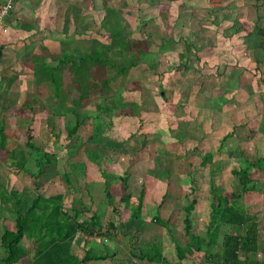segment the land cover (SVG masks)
<instances>
[{
  "label": "rangeland",
  "instance_id": "rangeland-1",
  "mask_svg": "<svg viewBox=\"0 0 264 264\" xmlns=\"http://www.w3.org/2000/svg\"><path fill=\"white\" fill-rule=\"evenodd\" d=\"M214 1L212 7L217 9L203 17L199 14V19H196V17L191 19L190 15L187 14L193 0H180L171 5L169 9L166 8V11L177 17H182V21L185 19V23L190 24L188 28L181 29V32L178 29L167 28V25L160 28H158L159 25L158 27H151V22H148L146 28L144 22L149 13L141 12V10L136 13L132 12V14L137 15L135 19H130L133 27L136 23L140 26L136 30V37H132L133 49L136 51V56L140 57L142 61L130 73V76L116 79L115 86L117 89L112 101L104 100L102 94L100 95L101 100L96 96L95 100L88 102L85 112L76 109L71 104L69 115L63 119L62 117L53 118L49 116L50 114H47L43 115L42 120L41 115L36 113L47 112L49 110L47 106L51 105L50 99L45 98V100H42L40 98L37 104H34L35 102L28 98L29 101L26 104L24 103L23 107L20 102L16 105H10L7 104L9 103L7 100L0 99V187L3 188L2 193H0V210L13 213L17 211L19 201L22 202L23 209H26L32 204L37 195L35 186L45 196L63 191L57 184L56 189L49 188L53 180L49 182L48 187L43 186L47 182L45 178L41 180L42 184H34L32 173L35 171L21 172L17 175L18 171L13 172L4 162L8 159L9 151H13L14 157L21 158L24 163L33 158L34 151L29 149V141L26 138L29 129L32 130L31 136L34 145L38 148H46L48 153L59 159L58 162L69 165L73 159L67 161L69 151L66 152L65 148L70 147L73 143H76L77 146L79 143H87V139L93 135L94 131L101 132L104 124L110 122L95 110L99 100L102 106L108 104L111 108H114L115 105L118 108L122 107V104L125 103L130 106L127 107V110L130 109L131 111L135 106V98L150 91V95L155 96L156 102H158L159 97L162 102H165V105L160 108L161 110L164 109L163 119L166 120L164 124L175 123L176 125L173 128L177 130H171L170 133L174 136L166 137L165 141H162L163 143L161 141L153 142L147 138L145 140L147 143L142 145L144 140L141 141V139L146 137L141 135L140 138L139 134L130 137L132 132L133 134L136 133L134 132L135 129L140 126L138 123L134 124L136 126L134 128L131 125L125 127L124 124H115L113 130L104 134V136L107 135V139L96 138L92 145L95 143L96 148H102V160L91 163L94 164L93 172L97 173L99 161L105 163L102 165V169L107 170L104 172L106 175L113 174L112 169L118 168L116 173L119 176L114 174L111 177V179L114 178L113 182L117 185L115 187L114 185L111 186L112 184L108 186V192L112 197V200H108V203L109 205L113 204V201L115 203V206L110 205L108 207V214L112 215L111 217L115 219V222V216L119 218L116 223L122 229L112 242L87 239L85 243L83 242L84 239L80 238V243L74 246L73 251L83 258L85 250L88 248H108L112 254L117 251L118 260L122 261L131 258V248L136 249L148 241H154L158 243L157 245H161V248H164L167 258L176 262L177 258L175 257L172 239L175 238L179 239L183 246H189L193 250V254L187 255L184 260H180V264H200L203 260V252L210 249V247H205V244L198 242L196 238L187 237L184 233L185 223H191L193 236H201L206 239L209 206L210 202L214 200L215 192L231 198L234 191L232 171L246 167L248 162H255L260 157H264V132L261 130L264 122V82H262L264 67L261 70L257 69L258 63L261 62V58L264 56L263 52L257 48L258 39L255 40L256 36L246 35L243 39L235 38L234 40L220 39L227 29L232 31L235 21L240 22V19H242L241 26L245 30H251L252 35L258 31V25L264 27V5L263 2L258 5L256 0H234L233 2L230 1V4H226V0ZM220 6H223V9ZM227 6L229 11L224 10L227 9ZM255 7L257 10H253ZM117 14L118 17L123 15L122 12ZM258 18L259 20H257ZM12 19L14 22L16 21L14 11L4 19L5 25H7L6 21L11 24ZM166 19L169 20V14H166ZM228 21L231 23L229 26H227ZM126 24L128 23L126 22ZM120 26H124V24L121 23ZM131 26L129 27L131 28ZM7 30L9 32V28ZM150 31L151 39L146 34ZM160 32H162V36H160ZM179 37H182V39L179 40ZM177 39L180 41L179 43L174 42ZM252 40L254 41L252 42ZM83 41L73 44V49L81 47L83 52L87 51L92 42L85 41L83 43ZM103 46L105 47L96 46L94 55L97 54L106 58L109 55L110 41ZM151 53L159 55L158 72L160 75H155V70L149 64ZM6 60L5 58L4 62L0 63V69L4 67ZM24 64L26 63L24 62L21 68ZM186 65L189 69H185ZM30 67L31 65L28 68ZM37 67H40V64ZM234 67L243 69L242 75L239 77L240 82L238 85H235L236 82H233V84L230 82L228 92H223L226 94L223 96L224 98H221L219 91L223 85L221 82L223 76L228 69ZM71 68L72 66L68 67L69 72ZM29 73L30 71H25V75ZM69 77L70 75L67 74L68 82L73 83L72 80H69ZM46 79L54 78L48 75L46 78L43 77L42 81H46ZM14 81H17L16 77ZM14 81L11 86L18 85L19 81L16 83ZM94 82L96 83L95 79ZM54 84H56L55 81ZM160 84L162 88H160ZM54 86L51 90L58 91L59 84ZM94 86L97 87L98 84H92V87ZM200 86L202 87L199 95L200 104L198 103L196 107L194 103L187 102V99L190 98L196 102V99H199L196 97V89ZM38 92L35 91L34 94L36 95ZM52 93L50 94L52 95ZM54 93L56 94V92ZM209 95L214 97L205 98ZM129 101L131 102L128 103ZM60 103V107L65 109V103L61 101ZM66 103L68 104V102ZM229 103H233V106L227 110L226 107ZM150 106V109L156 110V105L151 104ZM240 106L242 108L239 111L237 108ZM100 110H105V107ZM235 110L237 112L230 115ZM93 114L96 116L95 121L99 125L94 126L95 121H93L90 126L85 125L84 129L79 128V133L77 132L72 136L70 138L71 142L67 144L65 139H61V136H66L65 128L71 129L78 122V119L81 120ZM2 122H4V127H2ZM149 126L142 133H146L150 129L152 132L154 125ZM232 131L238 136V138H230L226 142L232 152L221 153L219 142ZM118 140L119 144L122 142L123 146L129 148L133 154V156H130L132 160H127L122 165L121 162H115L117 165H114L113 158L115 156L110 150V147H116L114 144ZM158 145H163V148L156 151L155 148ZM3 146L6 147V152L2 149ZM79 150H81V153L79 151L80 154L78 153L74 158V165L87 162L83 151L84 147L82 146ZM240 150L243 151L242 159L238 154ZM74 151L77 152L78 147H75ZM109 155L110 158H108ZM53 160L55 159L53 158ZM134 160L136 164H132ZM30 165L28 169L33 168V165L32 167ZM84 166L86 167V164ZM211 171H216V175L212 177ZM101 172L103 171L101 170ZM128 175L127 188L121 178H127ZM250 177L257 183L258 187H262V191L245 196L246 209L251 215L259 216L260 227L264 232V173L251 168ZM68 180L70 183L74 182V178L73 180L65 178V185H67ZM90 188L93 189V187ZM143 188V210L141 215L135 219L132 218V212L134 206L138 204V197ZM94 189L97 190V186H94ZM13 191H16L17 198L12 196ZM92 194L97 193L93 192ZM129 194L132 195L131 201L127 199ZM86 201L88 202V199ZM64 205L66 209H70V197L65 199ZM81 205H84V203ZM96 205H94V208L92 205V208L95 209ZM158 206L161 209V214L157 209ZM185 207L191 209L189 214H186ZM160 218L168 222L170 235L161 228L163 225L158 221ZM128 220L132 224L127 222ZM1 226L2 224L0 229H2ZM102 232H106V227L102 228ZM261 245L262 250H264V235ZM22 246L26 249L29 248L31 252L29 256H34L35 251L31 250L33 247L30 240L24 239ZM2 254L3 249L0 247V257ZM261 255H264V253H261ZM114 261L116 262L117 259Z\"/></svg>",
  "mask_w": 264,
  "mask_h": 264
},
{
  "label": "trees",
  "instance_id": "trees-1",
  "mask_svg": "<svg viewBox=\"0 0 264 264\" xmlns=\"http://www.w3.org/2000/svg\"><path fill=\"white\" fill-rule=\"evenodd\" d=\"M256 1L258 5L261 2H263L264 5V0ZM106 15L111 25L109 55L106 58H103L101 55H94L95 45L92 43L90 48L80 56L68 55L63 60H60L59 62H61V64L59 65H63L66 68V72L64 75L57 77L54 75V79H52L56 82V85L59 84L60 87L58 89L63 92L64 85L68 81L66 76L67 74L70 75L69 80H72L75 84L76 91L71 93L72 95L68 101L78 110L86 109L88 107V102H90V100H95L92 92V84L95 83L94 79L99 85V91L98 88H96V95L103 94L104 100L112 101L117 89L115 86L116 79L130 76V73L133 72L142 61L140 57L136 56V51L133 49V40L126 38L124 29L120 26L121 22L119 21L117 12L109 8L106 11ZM238 24L239 23L235 21L234 33L242 30V27ZM257 27V33H260L257 48L261 50L264 55V27L260 25ZM150 58L149 64H151V68L155 70V75H160L158 72L160 65L159 55L153 53L150 55ZM104 60L106 61L104 62ZM45 61V59L38 60V62L35 61V68L39 70L41 67H37L38 64H44ZM70 66H72V68L69 72L68 67ZM262 67H264V56L261 58V62L258 63L257 69L261 70ZM185 69H189L188 65L185 66ZM242 72V68L234 67L227 70L225 77H227L228 80H236L240 77ZM92 79L93 81H91ZM262 82H264V74L262 76ZM60 101L64 102L59 100L56 105L51 104L52 109L49 110V114L54 116V114L61 113L64 110V108L60 107ZM99 102L100 100L96 108L99 115L105 118L107 116V121L110 122L104 124L101 132L94 131L87 143H79L78 146L76 143H73L70 147L65 148L66 152L69 151L67 154V161L73 159L70 164H74V158L77 156L82 146L84 147L83 151L87 162L93 163L102 160V148H96L94 146L95 143L93 145L92 143L96 141V138H107V135L104 136V134L113 130L114 125L112 117L115 113L113 114L114 110H112L113 108L108 104L105 106L103 104L102 106ZM64 103V107H66L67 103ZM113 103L115 105V102ZM104 107L105 110H100ZM88 120H92L93 122L96 120V116L93 114L81 120L78 119V122H76L73 128H65L66 136H61V139H65L66 144L71 142L70 138L74 136L79 128ZM95 125H99L97 121H95L94 126ZM2 127H4V122H2ZM261 130L264 132V122ZM31 132L32 130L29 129L26 138L29 141V149L34 151L33 158L30 159L29 162L24 163L21 161V158L14 157L13 151H9L8 159L4 162L13 172L18 171L17 175L21 172L35 171L32 173L34 184H40L43 178L48 181L46 183L47 185L53 180L50 188L56 189L54 187L52 188V186L56 184L59 188L66 186L64 188L65 192L57 191L53 195L45 196L43 193H40V189L35 186L37 195L35 199H33L32 204L26 209H23L22 202L19 201L18 209L13 213H6L0 210V221L3 219L1 221L3 227L1 226L2 229H0V247L3 249V254L0 257V264H180V260H184L187 258V255L193 254V250L189 246H183L179 239L172 238L175 256L177 258L176 262L167 258L164 253V248H161V245H157L158 243L154 241H148L146 244L144 243L136 249L131 248V258L129 257L122 261L118 260L117 251L112 254L108 248H88L85 250L83 258L76 255L73 250L80 238H83L85 243L87 239L97 241L108 240L112 242L118 234H120L119 231L122 227H119L112 220L107 221V225H104V215L100 212H96L91 217L85 215L86 208L81 205L83 204L81 199H75L71 203L70 209H66L64 205L65 198L72 192V189L77 188L76 182L74 180L73 183H70L68 180V186L65 185V178H71L73 180L71 172L65 170L62 175L57 173V166L61 164V162H58L59 159L56 158L55 155L48 153L46 148L42 149L34 145L32 143L33 137L31 136ZM234 137L235 133H229L221 140L219 146L220 152H225V148L229 150V152H232L226 142ZM75 147H78L77 152L74 151ZM2 149L5 152L7 151L5 146H3ZM241 157L243 158L242 152ZM53 158L55 160H53ZM108 158H110V156H108ZM101 162L102 161H99L98 165ZM28 163L32 164L33 168L28 169L30 165ZM32 165H30V167H32ZM77 165H81V163H77ZM251 168L264 173V157H260L255 162H248L246 167H241L240 169L232 171L234 177V191L231 198L223 196L222 193L215 192L214 200L210 202L209 206V223L206 228L207 240L201 236H193V227L191 223H185L184 233L187 237L196 238L198 242H203L205 247H210V249L205 252L201 251L203 252V260L200 264H264V255L260 256L261 253H264L261 245L264 232H262V228L260 227L259 216L251 215L247 211V206L245 205V196L253 193H260L262 191V187H258L257 183L250 177ZM216 173V171L210 172L212 177L215 176ZM103 175L106 174L103 173ZM48 176L52 178L48 179ZM121 179L128 188L129 175L127 178L122 177ZM2 191L3 188L0 187V193H2ZM106 195L109 200H112L109 192H107ZM12 196L17 198L16 191L12 192ZM127 199L131 201L132 195L129 194ZM143 199L144 188L138 197V204L134 206L132 218L137 219L139 215H141L144 206ZM185 209L186 214L191 212L189 207H185ZM72 210L74 213L71 215L70 211ZM158 221L163 225L161 228L170 235L168 222L162 220V218ZM127 222L131 223L129 220ZM103 227H106V232H102ZM24 239H28L32 242L33 248L31 250L35 251L34 256H29L31 253L29 248L26 249L22 246V241ZM116 259L117 261L115 262L114 260Z\"/></svg>",
  "mask_w": 264,
  "mask_h": 264
},
{
  "label": "crops",
  "instance_id": "crops-1",
  "mask_svg": "<svg viewBox=\"0 0 264 264\" xmlns=\"http://www.w3.org/2000/svg\"><path fill=\"white\" fill-rule=\"evenodd\" d=\"M0 1H1L0 2V7H1L4 4L5 0H0ZM178 1L180 0H19L18 2L15 3L13 9L14 17L16 21L14 22L12 19L11 24H9L6 21L8 25L6 26L9 28V32L0 33V50L3 53L1 64L4 62L5 58L7 59L4 67L0 69V99L7 100L9 102L7 104L10 105L13 104L16 105L18 104V102H20L22 107L24 106V103L26 104L29 101V99L32 102H35L34 104H37V101L40 98L42 100H45L46 98L47 100L50 99V102L53 105H56L57 101L62 100L64 102H68L65 109L61 113L54 114V116L50 114L49 116H52L53 118L62 117L63 119L65 116L69 115V111L71 109L70 106L72 103H70L68 99L72 95L71 93L76 91L75 84L69 83L68 81L66 82L65 80L66 83L64 85V91L62 92L60 89L56 91V90H51V88L55 87L54 85H56L54 84V80L46 79V81H42V78L43 77L46 78L48 77V75L51 77L56 75L55 77H57L65 74L66 68L63 65H59L61 64V62L59 61L63 60L68 55L78 56L79 54L84 53L81 50L82 49L81 47H77L74 50L73 44L74 45L78 44L84 40L83 43H85V41H90L95 45V47L96 46L105 47L103 45L107 44V42L109 41L111 42V38H110L111 25L106 15L107 9L110 8L111 10H115L117 13L118 12L123 13V15L119 17V21L122 24H124V26L122 27L124 29L126 38L133 40L132 37H136L135 36L137 33L136 30L140 26H138V24L136 23L135 27H133V24L131 23L130 19L131 18L135 19L137 15L132 14V12L136 13L139 10H141V12L145 11L149 13L148 17H146L147 18L146 21L144 22L146 28L148 26L147 25L148 22L152 23L151 27L153 26L158 27L159 25L158 28H160L161 26L163 27V25H167V28L178 29L179 32H181V29L183 30L188 28L190 24L185 23V19L184 21H182V17H177L174 14H171L169 11L165 10L166 8L169 9L171 5H174ZM230 1L233 2L234 0H226L227 2L226 4H230ZM214 2H215L214 0H193V2L190 3L189 11L187 14L190 15L191 19L195 17L196 19H199L200 17L199 14L202 15L203 17L204 15L206 14L208 15L212 11L214 12L215 7L214 8L212 7ZM243 4H248V3H243ZM220 7L223 9V6ZM224 10L229 11V7L227 6V9ZM253 10H257V8L255 7ZM166 14H169L168 21L166 19ZM257 20H259V18ZM126 22L128 24H126ZM238 23H239L238 25L241 26L242 19H240V22ZM230 24H231L230 21H228L227 26H229ZM129 26H131V28ZM234 27L232 31L231 29L230 30L227 29L228 31L226 30L223 36L220 37V39H224V40L226 39L234 40L235 38L243 39L244 36L249 35V36H256L255 40L257 39L259 40L260 33H257L258 31L254 32L252 35L251 30L249 31L245 30L244 27L241 26L242 30L237 33H234L233 32ZM151 31L146 33L147 36L150 37V39L152 37ZM160 36H162V32H160ZM180 39H182V37H179V40ZM179 40L177 39L174 42L179 43L180 42ZM253 41L254 40H252V42ZM43 58L46 60L44 62L45 65L39 63L41 68H39L38 70L37 68H35L34 63L35 61L38 60H44ZM24 62L29 65L24 64L23 68H21V65ZM30 65L31 67L28 68ZM24 69L26 72L30 71V73L28 75H25ZM15 77L17 81H19L18 85L15 84L11 86L12 82L15 80ZM17 81H14V83H16ZM224 81L226 82L224 83ZM221 82L223 83V85L221 86L219 92L221 93L220 97L224 98L223 96H225L226 93L223 92H228L229 89L228 86H230L229 83L231 82L233 84V82H236V84L235 83L234 84L238 85L240 81L239 78H237L236 80H232V79L228 80L227 77H225L224 75ZM98 86L93 87V91H92L93 98L97 96L98 99L101 100L100 95H96V88H98L99 91ZM161 87L162 85L160 84V88ZM35 91H39V92L35 95L34 94ZM201 91H202L201 86L196 89L197 98H199ZM51 92H53L52 95L50 94ZM54 92H56L57 95ZM150 94L151 92L149 91L147 92V94L135 98V106H133V109L131 111L130 109L127 110V107L130 106L129 105L125 106L126 105L125 103L122 104V107L118 108V106L115 105L114 108L112 109L114 110L113 114L115 113V115L112 117L113 125L124 124L125 127L127 125L128 127L129 125H131L132 128L136 127L134 125L135 123H138L140 125L135 129L134 132L136 133L133 134L132 132L130 137L134 136L135 134H139L140 138L141 135L142 137L143 136L146 137L144 139H141V141L144 140L142 145L147 143L145 141L147 138L151 139L153 142L165 141L166 137L174 136V135L172 136V134L170 133L171 130H177L176 128L175 129L173 128L176 125L175 123L169 125L168 123H166V125L164 124L166 122V120L164 121L163 119L164 109L161 110L160 108L163 105H165V102H162L160 97L157 99L158 102H156L154 99L155 96L152 97V95ZM211 97L214 96L212 95L205 96V98H211ZM116 100L117 99L115 98V101ZM188 101L191 104L194 103L196 107L198 103L200 104V98L196 99V102L192 101L190 98L187 99V102ZM130 102L131 101H129L128 103ZM151 104L156 105L155 107L156 110L150 109ZM231 106H233V103H229V105L226 107L227 110H229ZM47 107L49 110L52 109V105L51 106L49 105ZM241 108L242 106L238 107L237 109L240 111ZM49 110L45 113L37 112L36 114L38 115L40 114L42 119L44 117L43 115L49 114ZM95 110L97 109L95 108ZM83 111L85 112L86 110L83 109ZM235 112H237V110L231 112L230 115ZM200 113L202 112L200 111ZM107 119L108 117L106 116V120ZM92 123H93L92 120H88L83 126L80 127V129H84L85 125L90 126ZM149 125H154L153 131L151 132L150 129L148 132L142 133L143 130H145V128L150 127ZM124 131H126V129H124ZM231 133H235V132L232 131ZM235 138H238L236 133L234 139ZM119 143L120 142L118 140V142L114 144L116 145V147H110V150L115 156V158H113L114 165H117L115 164V162L116 163L121 162L122 165V163L123 162L125 163L127 160L131 161L132 159L130 158V156H133L129 148H125L122 142L121 144ZM159 148L162 149L163 145L156 146L155 148L156 151H158ZM225 152H229V150H225ZM225 152H221V153H225ZM241 152L243 153V151ZM241 152L238 153L240 157H241ZM210 155L212 156V154ZM135 162L136 161L134 160L132 164H136ZM103 164L105 163L103 162L98 165L99 169H97V173L93 172L92 170L94 164H91L89 162L86 163V167L84 166L83 163H81L82 167L81 165H74L72 163L70 165H65L64 163H62L57 166L56 171L60 175L64 174L65 170L67 172H71V175L73 176L76 182L77 188L72 189V192H70L69 195H67L65 198L67 199L70 197V206L75 199H79V200L81 199L82 203H84L83 207L86 208L85 215L91 217L96 212H100L101 214L104 215L103 217L104 225H107V221L109 220L115 222V219L111 217L112 215L110 216V214H108L109 213L108 207L110 205L115 206V203L113 201V204L109 205L108 203L109 199L107 198L106 193L109 190L108 189L109 185L112 184L111 186L114 185V187L117 185V183L113 182L114 178L111 179V177L114 174L115 176L116 174L117 176L119 175L118 173H116L118 168H114V169L111 168L113 171V174L111 175H103V173L107 171L105 169H102ZM101 170L103 172H101ZM48 177L52 178L51 176ZM106 181L108 185L107 183H105ZM46 183L44 185L47 186ZM94 186H97L98 189L95 190ZM53 187L55 188L56 185H54ZM65 187H62L63 191L61 192L64 193ZM90 187H93L94 190L91 189ZM93 192H96L97 194H92ZM86 199H88V202L86 201ZM92 205L93 208L94 205H96V208L93 209ZM77 207L80 208L79 206ZM157 209H159V214H161L162 212L159 206L157 207ZM73 213H74L73 210L70 211L71 215ZM115 218H116V222H118L119 218H117L116 216ZM105 219H106V223H105ZM116 224L118 225V223ZM79 243L80 242L78 241V244Z\"/></svg>",
  "mask_w": 264,
  "mask_h": 264
},
{
  "label": "built area",
  "instance_id": "built-area-1",
  "mask_svg": "<svg viewBox=\"0 0 264 264\" xmlns=\"http://www.w3.org/2000/svg\"><path fill=\"white\" fill-rule=\"evenodd\" d=\"M18 1L19 0H5L4 4L0 7V33H8V27L5 25L4 19L10 15L14 9L15 3Z\"/></svg>",
  "mask_w": 264,
  "mask_h": 264
},
{
  "label": "water",
  "instance_id": "water-1",
  "mask_svg": "<svg viewBox=\"0 0 264 264\" xmlns=\"http://www.w3.org/2000/svg\"><path fill=\"white\" fill-rule=\"evenodd\" d=\"M2 56H3V53H2V51L0 50V63H1V61H2Z\"/></svg>",
  "mask_w": 264,
  "mask_h": 264
}]
</instances>
